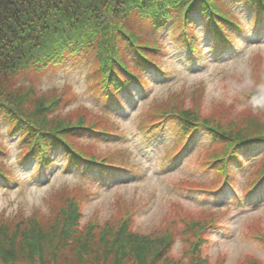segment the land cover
Segmentation results:
<instances>
[{"label":"trees","instance_id":"trees-1","mask_svg":"<svg viewBox=\"0 0 264 264\" xmlns=\"http://www.w3.org/2000/svg\"><path fill=\"white\" fill-rule=\"evenodd\" d=\"M191 1L0 0V128L6 122L10 133L18 136V161L23 165L37 159L38 167L49 168L55 163L54 152L62 151L68 158V168L87 158L92 168L105 162L123 169V174L133 172L130 151L101 145L106 137L125 136L104 105L121 104L119 92L129 91L131 84L146 88L149 81L144 74L149 67L165 72L160 66L167 40L162 31L170 28L173 39L183 47L180 50L195 64L202 52L197 46L199 20L211 37L215 57L234 46V37L247 32L237 2L245 3L257 32H263L260 0H209L185 12ZM254 61L262 65V54H256ZM81 64L87 66L86 95L91 105L77 104L68 84L41 86L42 74ZM261 69L253 68L256 88L227 76L229 94L235 99L246 98L251 106L247 110L253 108L246 116H231L235 106L227 107L225 101L203 115L201 85L171 93L166 100L157 99L142 111L140 126L148 135L168 122L172 124L175 147L167 153L172 162L180 158L184 144L195 138L196 122L209 124L207 133L215 146L201 162L203 168L214 170L215 178L203 184L181 180L177 186L185 193L216 190L223 178L237 190L235 171H228L231 162L241 163V151L264 144ZM5 151L0 141V178L9 182L15 177L2 157ZM261 158L245 183V200L252 199L264 183V156ZM114 172L106 170L108 174ZM78 187L54 190L47 201L50 210L45 213L2 211L0 264H210L204 249L210 242V232L228 211L197 216L185 213L178 204L179 219L142 233L135 227L137 210L117 198L120 212L116 218L104 223L93 219L83 225V209L92 193ZM248 235L264 241V228L254 222ZM179 241L183 250L180 258H175L173 252ZM239 264L264 263L248 257Z\"/></svg>","mask_w":264,"mask_h":264},{"label":"rangeland","instance_id":"rangeland-1","mask_svg":"<svg viewBox=\"0 0 264 264\" xmlns=\"http://www.w3.org/2000/svg\"><path fill=\"white\" fill-rule=\"evenodd\" d=\"M236 9L243 23L247 25L248 32L234 37V46L218 57H215L209 33L204 30L199 20L196 32L200 41L197 46L202 52L201 60L196 65L187 61L188 57L180 50L183 47L173 39L171 29L163 30L162 36L165 35L167 39L163 68L168 74L160 76L150 73L152 84L146 94L136 87L130 95L133 101L122 108L112 109L115 115L112 116L118 118L125 136L117 138L114 146L110 147H122L130 151V163L138 166V172L116 177L115 179L121 178L116 182L111 180L102 183L97 180L94 183L92 176L77 174L75 171L65 174L66 172L63 173L60 166L56 165L55 169L41 170L42 173L37 176L35 160H29L23 165L18 161V152L21 149L18 136L10 133L8 124L2 122L0 141L7 149L2 157L16 179L8 182L0 178V213L5 210L8 214L19 210L26 215L35 211L45 213L50 210L48 197L54 190L65 186H79L78 190L86 188L85 191L92 193L83 209V225L93 219L104 223L116 218L120 212L117 198L125 201L124 206L128 205L137 210L135 227L142 233H150L163 228L174 218L179 219L178 204L185 213L197 216L220 210L228 211L210 232V242L204 249V254L210 258V264H219L221 261L223 264H239L248 257H254L264 263V241L248 235L254 222L264 228V184L250 200H245L243 194L248 176L257 168L262 155L264 156V144L253 146L245 152L241 151V163L231 162L229 171H235L236 191L227 186L217 196L206 195L200 190L187 194L177 186L179 181L188 179L193 181V184H203L215 178L214 170L203 168L204 164L201 162L203 157L214 149L215 144L210 142V135L205 131L198 133L195 142L180 154V159L172 162L166 158L167 152L174 145L172 124L168 122L169 124L153 135L145 134L140 126L142 111L156 104L155 100H166L171 93L193 89L196 85H201L204 89L203 115L213 112L223 101L227 103V107L234 104L236 111L230 113L231 116H246L248 111H253V108L247 110L251 106L246 98L235 99L234 95L229 94L226 86L229 84L227 76L239 79L250 88L257 87L252 74L253 68L258 66L262 68L261 71L264 70V31L256 33L244 2H237ZM259 53L263 56L262 65H257L254 61V56ZM86 72V64L67 66L42 74L40 84L44 88L68 84L69 92L73 93L75 100L78 99L77 104L81 102L91 105L86 95ZM185 103L187 104V100ZM188 104L191 105L192 102L189 101ZM225 112H228L227 109ZM240 197L242 201H239ZM181 246L182 241H179L173 252L175 258H180L183 250Z\"/></svg>","mask_w":264,"mask_h":264}]
</instances>
